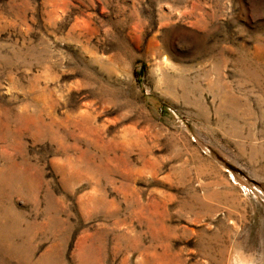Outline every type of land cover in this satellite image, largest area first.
I'll use <instances>...</instances> for the list:
<instances>
[{"label":"rangeland","instance_id":"1","mask_svg":"<svg viewBox=\"0 0 264 264\" xmlns=\"http://www.w3.org/2000/svg\"><path fill=\"white\" fill-rule=\"evenodd\" d=\"M0 264H264V0H0Z\"/></svg>","mask_w":264,"mask_h":264},{"label":"bare ground","instance_id":"2","mask_svg":"<svg viewBox=\"0 0 264 264\" xmlns=\"http://www.w3.org/2000/svg\"><path fill=\"white\" fill-rule=\"evenodd\" d=\"M2 238V237H1Z\"/></svg>","mask_w":264,"mask_h":264}]
</instances>
